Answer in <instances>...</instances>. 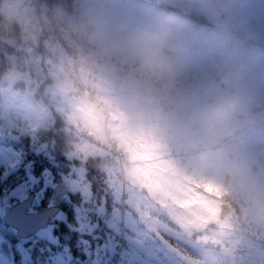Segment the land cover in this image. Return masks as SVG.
<instances>
[{
    "label": "flooded vegetation",
    "instance_id": "1",
    "mask_svg": "<svg viewBox=\"0 0 264 264\" xmlns=\"http://www.w3.org/2000/svg\"><path fill=\"white\" fill-rule=\"evenodd\" d=\"M249 1L262 9L242 11L232 8V12L222 18H205L206 4L201 9L171 6L180 15L194 21L185 31L186 35L181 34L184 41L183 75L162 90L149 91L142 84L137 90L138 83L127 79L117 66L111 74L112 89L106 92L103 88L97 90L100 96L106 94L115 99L122 94L126 100L124 105L117 106L118 109L114 107L118 119L111 128L112 135L103 144L123 148L128 170L138 165L149 172L155 166H147L145 162L156 163V159L163 156L173 161V193L191 194V206L185 205L187 213L199 210L202 219L199 228L191 227L185 232L176 220H172V241L184 247L181 253L201 256L202 264H264V0ZM228 2L232 4L234 0ZM233 13L244 16V19L227 23ZM190 31L191 34L187 33ZM239 37H243L244 42L237 44ZM226 57L249 66L250 79L246 95L251 116L245 129L246 136L243 142L236 140L228 145L232 156L246 165V171L234 185H225L218 171L201 166L194 155L196 148L207 150L209 154L214 152V142L205 132L203 120L208 103L205 92L212 79L208 70ZM78 136L80 138L81 134ZM109 164L112 166L113 161L109 160ZM75 172L71 167L63 180L70 175L76 176ZM95 180L105 193V178L95 175ZM66 184L70 191L63 200L73 203L74 183L66 181ZM140 191L150 200L151 194L157 192L149 193L145 186ZM194 195L199 202L193 200ZM59 215L65 213L58 207ZM58 219L62 218H55L48 229L55 226ZM198 241L201 250L194 249ZM170 252L172 255L165 258L139 251V257L159 263L169 258L173 264L174 251ZM84 254L86 264L90 263L88 258L97 257L92 251ZM24 255L31 258L26 252L21 257ZM79 256L69 250H56L51 251L46 262L62 264L57 258L63 257L71 264H82ZM162 258H165L163 262Z\"/></svg>",
    "mask_w": 264,
    "mask_h": 264
},
{
    "label": "rangeland",
    "instance_id": "2",
    "mask_svg": "<svg viewBox=\"0 0 264 264\" xmlns=\"http://www.w3.org/2000/svg\"><path fill=\"white\" fill-rule=\"evenodd\" d=\"M81 1V3H77L72 14L63 13L62 2L59 7L51 5L48 9L46 1L42 0L7 1L9 7L26 12L34 10L35 15L40 20L51 23L52 27L42 26L39 30L34 28L26 29L23 25L21 26L24 29L25 49L28 53L27 60L33 65V69L39 78H45L46 80L50 78L52 84L48 85L46 90L50 101L48 104L37 102L32 97L34 94L33 87L30 90L32 92L22 93V96L19 92L8 93L6 89L3 91V94L6 92V98L1 106L0 122L2 124H0V137L5 140V136L11 134L10 139L18 141L24 134L35 136L34 132L37 129L53 123L52 113L58 112L60 115H66L69 124L75 127L78 133L87 135L95 140L94 143L86 141L81 145L74 144L73 150L69 152L71 158H76L79 161H84L92 155L110 156L113 158L110 152L111 146H106L103 143L106 142L105 139L112 135L111 128L115 120L118 119V111L115 108L118 109L117 106L120 103L124 105L126 100H124L122 94L115 99H111L106 94L100 96L97 90L103 88V91L106 92L112 89L111 81L113 77L111 74L117 66L120 67L126 52L125 38L121 31V26L131 20L139 19L146 9V4L133 0ZM251 3L249 0H234L230 4V12H232V8L233 10L237 8V10L242 11L262 9L255 7ZM175 5L181 8L185 6L199 9L205 7L204 4H190L187 0H178ZM236 14L229 15L230 19L227 18V23L230 22L232 24L233 21L244 19V16ZM81 15L98 22L104 33L103 38L98 42L94 50L66 43L60 39L59 33L55 30L54 26L57 23ZM187 33L191 34V31ZM184 34L186 35V32ZM40 38H43V44L47 48L45 55H39L35 49H32L33 44H40ZM93 52H99L102 55L95 62L87 64L80 62L79 58L81 56L91 55ZM181 62H184V60L181 59ZM40 64H43L44 67H41ZM13 76L14 72L8 79H12ZM84 76L88 77V90L94 100L89 111L94 113V119L99 122V131L86 121L81 108V101L74 95V90L77 89L73 87V83ZM139 86L140 84H137L135 88L139 90ZM19 99L21 100L19 101ZM67 102L69 107L65 106ZM2 140L0 141V164L6 166L9 170L15 169L21 163L22 153L12 145H7V143L4 145L3 143L5 142ZM98 143L103 145L101 146ZM159 148L165 149L164 147ZM156 160V163L149 162L147 164L145 162L147 166H155L149 172L138 165L133 166L128 171L124 170L122 174L120 168H104L107 177V187L114 193V199L117 204L111 209V218L104 217L101 222L104 230L101 237L104 238L105 245H101V250H97L102 252L95 264H172L169 258L166 259V262L159 263L156 260L149 262L145 258L139 257V251H147L151 255L154 254L166 258L172 255L171 250L174 251L173 264H202L203 259L201 256H189L185 252L184 254L181 253L180 251L184 247L176 244L174 240L172 242V235H170V232H172L171 219L178 222L183 232L188 231L191 227L199 228L201 226L200 219H202L201 211L193 209L191 213H187L185 205L191 206L189 205L192 201L191 194L185 192L173 193V161L169 157L164 156ZM124 163L128 167L127 160ZM78 168L75 169L76 176L70 175L64 181H73L74 190H79L81 194H84V199H88L89 185L84 184V180L87 181V178L84 171L81 170L82 168ZM43 177L45 187H54L55 184H53L51 175L48 172H45ZM36 180V178L30 176L28 181L2 196L0 198V215L11 204L26 198L30 194V189ZM143 186L148 189L149 193L157 191L151 194L152 200L147 199L141 193L140 188ZM41 197V192H37V201ZM193 200H196L195 195ZM196 201L199 202V200ZM34 210H36L34 206L29 209V211ZM89 223L88 225H90ZM82 224L85 223L81 222ZM196 246L201 250V244ZM19 250L24 251L21 244L19 245ZM96 253L98 254V252ZM200 254L202 255V252ZM57 259L61 260L62 264H71L67 258L58 257ZM0 264L20 263L11 262L0 253ZM23 264H27V262Z\"/></svg>",
    "mask_w": 264,
    "mask_h": 264
},
{
    "label": "clouds",
    "instance_id": "3",
    "mask_svg": "<svg viewBox=\"0 0 264 264\" xmlns=\"http://www.w3.org/2000/svg\"><path fill=\"white\" fill-rule=\"evenodd\" d=\"M177 2L178 0H144L146 9L141 17L121 26L126 44L121 70L127 79L142 84L149 91L169 87L184 72L181 64L184 41L181 34L188 30L194 21L170 7ZM187 2L208 5L205 18H222L230 12L228 0ZM21 25L26 29L37 30L42 26L52 27L50 23L42 22L34 10L26 12L14 7L0 9V38L9 35ZM54 27L60 39L66 43L93 50L104 35L98 22L83 15L59 22ZM243 42V37L236 39L237 44ZM101 55L102 53L93 52L79 59L82 64H87L95 62ZM208 74L212 79L205 92L208 103L203 120L205 132L214 142V152L209 154L207 150L196 148L194 155L201 166L218 171L219 178L225 185H234L246 171V165L232 156L228 145L236 140L243 142L246 136L245 129L251 116V107L246 95L250 86L249 66L226 57L210 68ZM88 84V77L84 76L75 81L73 87L81 92V108L86 121L99 131V122L94 119V113L89 111L94 100L88 90Z\"/></svg>",
    "mask_w": 264,
    "mask_h": 264
},
{
    "label": "trees",
    "instance_id": "4",
    "mask_svg": "<svg viewBox=\"0 0 264 264\" xmlns=\"http://www.w3.org/2000/svg\"><path fill=\"white\" fill-rule=\"evenodd\" d=\"M7 1L0 0V9L10 8ZM42 1H46L48 9L51 5L59 7L62 2L64 13L73 11V0ZM23 32V27L18 26L9 35L0 38V117L2 113V89L29 93L32 92L30 90L33 87L34 94L32 97L37 102L48 104L46 90L48 85L52 84V80L39 78L33 69V65L27 60L28 53L25 49L26 43ZM39 43V45L33 44L32 49H35L39 55H43V52L47 51L43 44V38H40ZM41 67L44 65L42 64ZM13 72L14 76L9 80L8 77ZM34 135L24 134L20 140H13L9 143L22 153V160L19 166L11 170L0 164V187L5 192L11 191L28 181L30 176H33L37 180L31 187L30 193L41 192L42 200L40 204L35 206V209H40L51 204L54 193L53 186L45 187L43 174L49 172L51 180L55 184L62 181L61 175L63 173L70 171V164L66 163L64 153L69 148L73 134L71 130L67 129L64 119L56 114L53 124L40 127L34 132ZM98 165V160L95 161L94 159L86 163L88 176L92 178L95 175L104 177L105 172ZM92 183L94 192H96L94 200L101 204L102 186H99L100 183H98V188L97 182L94 180ZM73 196V203H66L63 200L58 205L60 211L65 213V217L62 216V219L56 220L55 226L50 229L51 238L47 234L49 229H45L34 238L22 242L16 238L12 229L4 226L0 216V243L4 251L12 252L14 259L20 262L22 253H20L19 245L21 244L24 251L31 254V259L34 261L32 264H51L46 262L47 256L50 255L51 251L56 250L62 252L69 250L73 255H80L82 261L85 260V251H94L100 247L101 242H97L95 238H97L96 235L104 233L103 225L98 227L93 223L101 224L104 218L100 217L99 212L94 209L97 207L95 204L83 202L80 193L73 194ZM81 222L85 224L81 225Z\"/></svg>",
    "mask_w": 264,
    "mask_h": 264
},
{
    "label": "water",
    "instance_id": "5",
    "mask_svg": "<svg viewBox=\"0 0 264 264\" xmlns=\"http://www.w3.org/2000/svg\"><path fill=\"white\" fill-rule=\"evenodd\" d=\"M64 185H57L55 187V201L57 197H62L66 192ZM1 195V189H0ZM34 196L20 201L11 206L3 216V222L17 230L16 235L18 238H28L37 233L41 228L48 225L50 219L55 214L54 209L47 208L36 212H27L32 206Z\"/></svg>",
    "mask_w": 264,
    "mask_h": 264
}]
</instances>
